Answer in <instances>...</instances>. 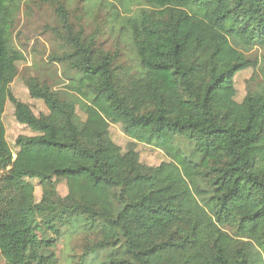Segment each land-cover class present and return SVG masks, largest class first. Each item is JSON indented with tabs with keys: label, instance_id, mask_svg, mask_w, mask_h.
Returning <instances> with one entry per match:
<instances>
[{
	"label": "trees",
	"instance_id": "1",
	"mask_svg": "<svg viewBox=\"0 0 264 264\" xmlns=\"http://www.w3.org/2000/svg\"><path fill=\"white\" fill-rule=\"evenodd\" d=\"M115 1L146 6L124 22L136 73L74 30L58 0H43L56 5L61 29L51 32L64 52L50 60L65 66L68 92L28 79L46 109L37 116L10 92L23 60L11 34L22 0H0L3 264H58L60 240L77 232L93 237L78 264H264V0ZM248 70L237 102L235 78ZM7 101L31 133L17 137L14 159ZM111 125L122 126L126 150ZM178 139L192 143L191 157L171 146ZM136 144L169 160L145 165Z\"/></svg>",
	"mask_w": 264,
	"mask_h": 264
},
{
	"label": "rangeland",
	"instance_id": "2",
	"mask_svg": "<svg viewBox=\"0 0 264 264\" xmlns=\"http://www.w3.org/2000/svg\"><path fill=\"white\" fill-rule=\"evenodd\" d=\"M67 10L70 24L74 30L82 31L84 38L95 37L97 47L105 52L118 57L116 64L122 71L136 73L138 61L134 52L131 35L126 29L124 22L130 17L140 13L146 6L139 2H117L115 0H58ZM56 5L45 4L43 0H22L20 10L17 13L14 28L11 31L13 45L23 55V60L17 64L18 75L10 85L11 94L21 103L27 105L35 115L46 112L41 101L32 99L26 87V81L30 78H37L44 81L53 90L60 93L68 92V85L65 79L66 68L59 63H53L50 59L55 54H62L63 46L61 41L51 30H60L61 24L55 14ZM251 57H260L261 51L254 50ZM258 72V71H257ZM252 75V70L244 71L235 78V89L237 91L236 101L241 102L247 92V81ZM259 75V73H258ZM70 76V74H69ZM77 119L83 121L84 114L81 107L76 103ZM6 132V141L10 151L15 155L17 148L15 141L19 136H30L31 133L25 126L18 124L14 118V107L7 101L2 115ZM109 133L112 141L126 150L130 140L123 133L121 125H111ZM172 147H176L185 156L191 157L194 154L192 143L185 139H178ZM136 152L141 163L148 166H158L168 161L164 151L145 144H136ZM197 161V159H195ZM36 202L40 203L37 215L41 225L43 224V213L41 208V191L36 182ZM57 193L61 197L67 194L64 183L57 185ZM40 234L44 238L49 234L41 229ZM60 240L57 247L58 264H78L81 255L85 252L86 246L91 244L93 237H87L82 232L68 233ZM90 239V240H89ZM89 260V259H88ZM86 260L84 264L89 261ZM88 261V262H87ZM4 261L0 255V264Z\"/></svg>",
	"mask_w": 264,
	"mask_h": 264
},
{
	"label": "built area",
	"instance_id": "3",
	"mask_svg": "<svg viewBox=\"0 0 264 264\" xmlns=\"http://www.w3.org/2000/svg\"><path fill=\"white\" fill-rule=\"evenodd\" d=\"M12 155H13V159L15 158V155L12 153Z\"/></svg>",
	"mask_w": 264,
	"mask_h": 264
}]
</instances>
